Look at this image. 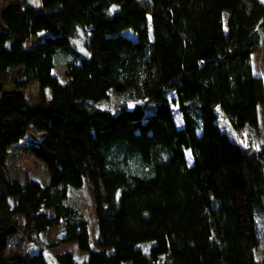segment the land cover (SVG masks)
Returning a JSON list of instances; mask_svg holds the SVG:
<instances>
[{
  "label": "trees",
  "instance_id": "obj_1",
  "mask_svg": "<svg viewBox=\"0 0 264 264\" xmlns=\"http://www.w3.org/2000/svg\"><path fill=\"white\" fill-rule=\"evenodd\" d=\"M41 29L50 34L23 44ZM75 35L83 52L71 42ZM261 44L264 0L3 6L0 264H264L257 253L264 237V143L240 142L217 120L257 134L264 92L251 55ZM58 55L64 81L52 73ZM33 80V101L22 90H1ZM110 89L120 99L115 109L100 106ZM147 99L157 102L151 111L142 103ZM29 129L41 133L26 148L44 165L45 184L7 174L9 149ZM83 182L93 200L92 237L69 200ZM60 222L57 239L39 238ZM17 232L38 250L5 257L7 238ZM146 240L153 244L144 252L137 244ZM66 242L86 257L76 260L68 249L45 253Z\"/></svg>",
  "mask_w": 264,
  "mask_h": 264
},
{
  "label": "rangeland",
  "instance_id": "obj_2",
  "mask_svg": "<svg viewBox=\"0 0 264 264\" xmlns=\"http://www.w3.org/2000/svg\"><path fill=\"white\" fill-rule=\"evenodd\" d=\"M34 0H0V10L3 6L8 3H24V2H32ZM125 33H129V31L125 30ZM50 34V32L46 29H41L36 31L34 34L29 35L23 42L25 46L41 39L44 35ZM71 42L73 46H75L78 50L83 52L82 44L80 41V35H75ZM252 60V69L254 74L259 77L262 81L263 85V92H264V44H261L257 49L252 52L251 55ZM63 57L56 56L55 65L52 68V73L56 75V77L60 81H64L65 78L63 76ZM38 85L35 80L30 81L25 87L22 89L14 88L12 84H6L2 86V91L7 92H17L21 91L26 96L28 100H36L38 98ZM43 93L47 94V89H43ZM120 102L119 97H117L113 90H109V98L105 101L100 102V106L115 109L117 102ZM121 102H123L121 100ZM146 111H151L155 105L156 100L147 99L146 101L142 102ZM126 104L131 106L133 103L131 101H127ZM258 109V125L256 128V135L251 134L247 131L239 132L231 128L228 122L221 116L217 117L219 124L221 125L222 129L226 131L232 138L237 139L240 142L250 143V144H257V143H264V102L259 103L257 106ZM172 111L174 114V119L178 125H181V117L178 105H172ZM41 133L35 132L32 130L25 131L24 135L19 138V140L15 143V147L9 149V155L7 154L5 158L6 167H7V174L9 177L24 179V176L30 177L35 179L40 184H45L47 181V174L45 167L42 163L39 162L38 159L33 157L30 152L26 148V140L29 138H37L40 136ZM186 158L188 162H191V156L188 150H185ZM69 200L73 201L78 209H80L83 214L85 215L86 219L89 222V229L91 233V237L93 235V200L91 196L90 189L86 182H83L81 187L78 189H74L70 192ZM10 203L13 202V199L10 198ZM13 219L21 223L22 220L19 215H14ZM61 222L54 226H49L45 230L39 232L38 236L44 242L51 241L57 239V231L61 226ZM153 244V241L146 240L139 242L137 244L138 247L142 249V251L147 252L149 247ZM68 249L72 251L73 258L83 260L86 257V253L78 252L72 242L60 243L57 247H53L45 253L50 256V254L54 251ZM38 248L27 242L21 233L17 232L16 234L7 238L6 250H5V257H12V256H21L27 253L35 252ZM257 253L259 256L264 255V237L262 234L261 242L258 244Z\"/></svg>",
  "mask_w": 264,
  "mask_h": 264
}]
</instances>
